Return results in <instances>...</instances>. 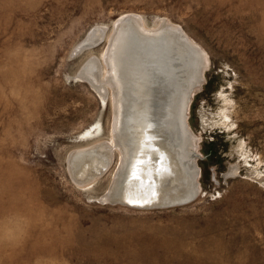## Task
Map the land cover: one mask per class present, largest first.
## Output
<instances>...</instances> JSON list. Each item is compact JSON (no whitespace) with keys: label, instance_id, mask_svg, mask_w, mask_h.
<instances>
[{"label":"rangeland","instance_id":"1","mask_svg":"<svg viewBox=\"0 0 264 264\" xmlns=\"http://www.w3.org/2000/svg\"><path fill=\"white\" fill-rule=\"evenodd\" d=\"M129 14L177 27L207 60L180 186L139 192L197 193L182 205L116 201L113 109L79 76ZM0 264H264V0H0Z\"/></svg>","mask_w":264,"mask_h":264},{"label":"bare ground","instance_id":"2","mask_svg":"<svg viewBox=\"0 0 264 264\" xmlns=\"http://www.w3.org/2000/svg\"><path fill=\"white\" fill-rule=\"evenodd\" d=\"M112 29L103 61L93 57L79 76L95 82L93 86L110 99L113 109L111 139L103 141V151L107 159L115 149L123 158V168L113 182L119 196L115 199L141 202L139 192L149 181L150 190L157 192L163 186L169 190L180 186L176 161L192 160L194 145L186 112L207 60L202 48L167 22L151 28L138 15L129 14L119 18ZM102 33L97 26L85 40L90 42ZM172 195L167 192L163 201L173 200ZM190 199L192 194L166 204Z\"/></svg>","mask_w":264,"mask_h":264},{"label":"water","instance_id":"3","mask_svg":"<svg viewBox=\"0 0 264 264\" xmlns=\"http://www.w3.org/2000/svg\"><path fill=\"white\" fill-rule=\"evenodd\" d=\"M93 30V28L92 29H90V32ZM103 40V38L100 40V41H98L97 43H95V44H91L93 47L94 46H96L97 44H99L101 41ZM87 46H89V45H87ZM86 46V47H87ZM197 186V185H196ZM198 192V191H197ZM196 195H197V193L195 194V195H192V199H190L189 201H183V202H176V203H174V204H155L154 206H147L146 204V201H144L143 202V204H141V203H139V202H135V201H130V200H127V199H124V198H120V199H118V200H116V201H118L119 203H121V204H125V205H127V206H132V207H156V206H160L161 205V207H163V206H174V205H182V204H185V203H188V202H190L191 200H193L195 197H196ZM124 196V195H123ZM122 196V197H123ZM125 197V196H124Z\"/></svg>","mask_w":264,"mask_h":264}]
</instances>
